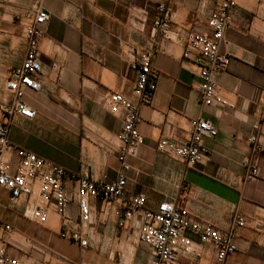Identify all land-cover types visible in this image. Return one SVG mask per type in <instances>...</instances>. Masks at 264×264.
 <instances>
[{
    "label": "crops",
    "instance_id": "obj_1",
    "mask_svg": "<svg viewBox=\"0 0 264 264\" xmlns=\"http://www.w3.org/2000/svg\"><path fill=\"white\" fill-rule=\"evenodd\" d=\"M165 4L173 15L169 41L155 31ZM217 0H0V123L12 101L6 89L26 54L25 28L38 9L50 19L39 41L43 90L27 91L23 101L36 111L32 120L15 116L10 131L14 149H25L75 175L83 167L95 179L115 180L124 114L113 115L110 94L137 102L136 73L131 66L154 49L155 91L149 102L139 101L142 142L127 159L125 194L145 195L147 208L164 200L178 203L192 217L229 231L239 215L247 225L234 230L237 250L223 264H264V127L262 152L256 157L261 176L248 181L245 160L249 137L264 100V0H234L230 24L220 54L230 55L217 77L230 107L204 106L199 97L200 68L183 60L184 42L191 32L209 33L208 18ZM210 121L215 139H205L209 153L195 166L158 150L161 139L188 140L190 122ZM12 169L14 150L8 151ZM71 198L64 218L53 209L46 223L22 214L24 201L10 207L8 191H0V251L23 264H150L152 249L138 239L142 219L116 218L119 204L89 201L92 223L81 233L75 200L76 182L66 180ZM77 232L88 245L61 237ZM215 251L202 246L199 259L182 257L181 264H212Z\"/></svg>",
    "mask_w": 264,
    "mask_h": 264
},
{
    "label": "built area",
    "instance_id": "obj_2",
    "mask_svg": "<svg viewBox=\"0 0 264 264\" xmlns=\"http://www.w3.org/2000/svg\"><path fill=\"white\" fill-rule=\"evenodd\" d=\"M234 0H217L216 8L208 18L209 33L191 32L184 42L183 60L192 62L200 68L198 93L204 106L230 107L233 105L225 99L218 86L217 77L226 71L231 57L220 54L219 47L225 30L230 24V10ZM161 17L155 21V31L169 41H177V34L172 31L173 15L163 3L157 6ZM50 15L44 9H38L35 17L25 28L27 49L22 64L17 67L11 79L6 83V89L12 96V101L2 111L0 123V191L5 189L10 196V207L16 209L24 201L22 214L29 220L44 224L48 211H53L60 217L66 216V210L71 198L66 190V180L76 182L75 200L79 209L81 233L92 223V210L89 201L100 200L106 204H119L115 211L116 218L130 220L136 215L142 219L138 232L141 244L152 249L153 259L150 264H181L182 257L199 259L202 246L210 245L215 251L212 264H223L227 257L237 250L234 230L245 227L246 221L236 215L233 217L229 231H224L211 223L196 219L189 215L176 202L164 199L156 209L147 208L145 195L129 196L125 194L126 173L130 170L127 162L133 157L142 142L138 125L141 117L138 102L151 101L155 85L156 72L153 70L154 49L150 48L133 62L131 69L136 73L133 94L137 102L131 101L120 94H110L106 98L107 106L113 115L124 114L122 132L119 137L120 148L118 160L121 168L115 180L107 177L95 179L89 169L83 167L77 174H67L66 170L44 158L25 149H14L10 141V131L15 116L32 120L36 111L30 108L23 97L27 91L38 93L43 90L39 75L43 67L39 59V41L44 36V26ZM264 127V100L259 119L252 126L248 139L251 153L245 160L248 170L247 180L256 181L261 176V169L256 157L261 154V132ZM217 129L210 121L193 120L190 122V137L188 140L161 139L158 150L174 158L195 166L208 155L209 150L205 139H215ZM14 150L17 164L12 169L6 156ZM10 226L2 225L0 231H10ZM61 237L77 241L80 246L88 245L77 233ZM0 264H23L21 261L7 257L0 251Z\"/></svg>",
    "mask_w": 264,
    "mask_h": 264
}]
</instances>
